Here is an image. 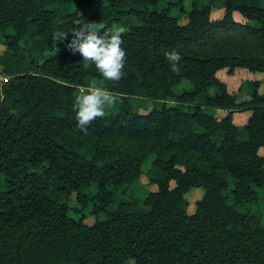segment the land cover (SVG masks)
Instances as JSON below:
<instances>
[{"label": "trees", "instance_id": "trees-1", "mask_svg": "<svg viewBox=\"0 0 264 264\" xmlns=\"http://www.w3.org/2000/svg\"><path fill=\"white\" fill-rule=\"evenodd\" d=\"M64 1L0 0V264H264V96L253 80L238 103L243 82H226L264 73L259 0H223L216 19L214 0L175 14L183 0L159 11L157 0H74L63 14ZM85 22L126 27L118 82L57 42ZM92 80L118 99L85 132L74 104ZM137 99L161 104L139 112ZM151 155L163 175L139 198L127 189ZM193 188L203 193L189 212Z\"/></svg>", "mask_w": 264, "mask_h": 264}, {"label": "clouds", "instance_id": "clouds-1", "mask_svg": "<svg viewBox=\"0 0 264 264\" xmlns=\"http://www.w3.org/2000/svg\"><path fill=\"white\" fill-rule=\"evenodd\" d=\"M126 31V27L120 25L104 28L96 23L85 22L70 32H57L56 38L57 42L67 40L66 49L73 54L78 52L83 57L84 68L94 64L105 80L118 82L124 75L126 52L121 45ZM69 33L72 34L70 40ZM165 56L171 65V71L179 74L181 54L177 50H171L165 52ZM117 99L108 90L98 86L95 80L87 88L81 87L74 104L77 127L86 132L93 121L105 116V110L111 108Z\"/></svg>", "mask_w": 264, "mask_h": 264}, {"label": "rangeland", "instance_id": "rangeland-1", "mask_svg": "<svg viewBox=\"0 0 264 264\" xmlns=\"http://www.w3.org/2000/svg\"><path fill=\"white\" fill-rule=\"evenodd\" d=\"M177 1L178 0H157L155 3L149 4L148 8L150 10H153V11H159V10L162 9V7H165L167 4H169V2L170 3H177ZM193 1H196L197 4H200V3H202L203 1H206V0H193ZM258 3H259L260 6L264 7V0H259ZM191 4H192V0H183L182 3L173 4L174 9H173L172 14H175L176 9L179 11V7L180 6L183 7L184 9H186V10L190 9ZM222 4H223V0H214V6L212 7V11H211V15H210L211 19H216V18L222 17L223 11H224V9L222 7ZM74 6H75L74 5V0H65L64 3L61 5V12H63V14L70 13V12H72L74 10ZM183 19H184V17H182L181 20H183ZM233 19L235 21H238V22H244L245 21L241 17V15L238 12H236V11L233 12ZM249 24L252 25V26H255V23L253 21H249ZM3 49H4V46L2 44H0V53L3 51ZM222 77L224 78L225 75L222 76ZM226 79H227L226 82L228 84V87L232 91L237 90L239 85H240V83L243 82V87H242L241 91L235 93L237 102L239 103V102L246 101V100L250 99V96H248L247 94H244L245 92H248V94H249L251 92V90H252V85L250 84V81L259 80L260 82L264 83V73H259V72L253 73V72H249V71H247L245 69H237L236 70V74L234 76L228 77ZM3 81H4V77L0 73V85H1V83ZM188 86H189L188 82H183L179 86V88H181V87H185L186 88ZM212 91L213 90H211V92ZM211 92H208V93L210 94ZM260 93H264V88L261 89ZM112 94L115 95L114 93H112ZM203 98H204V94L198 95L196 101H201ZM139 100L138 99L135 100V106L138 107V111L139 112H144L145 111L144 108L150 109L153 106L159 107L160 104H161L160 102H153V100H151V99H144L143 102H141V104H140ZM166 104L167 105H171L173 103L167 101ZM208 112L214 113L213 110H209ZM219 113L220 112H218V114H217L218 116L220 115ZM243 121H244V114L243 113H239L236 116L235 122H236L237 125H241L243 123ZM242 132H244L243 129H240L239 132H238L239 138H241V139L244 138ZM260 154L263 155L264 152H260ZM153 157L154 156L151 155V156L147 157L144 160V162L142 164L143 174H141L139 179L135 180L129 186V189H127L128 193H132V194L136 195L139 198H143L146 195L147 192L156 190V185L155 184L147 183L148 177L151 176V177L160 178L163 175V172L159 168H157L156 166H154L152 164ZM94 191H95V189H87L86 193L90 195V194H93ZM202 193H203L202 189L193 188V189H191L190 191H188L185 194V197L188 199V201L190 203V206H189V209H188L189 212H193V210H194V202L201 197ZM71 203H73V201H71ZM259 210L261 211L262 218H263V221H264V198L263 197L261 198L260 203H259ZM98 217L99 218L103 217V213L99 214ZM93 221H94L93 216H89L87 218V220H86V222H88V223H92ZM124 264H135L134 263V259L133 258H129V259H127L125 261Z\"/></svg>", "mask_w": 264, "mask_h": 264}, {"label": "crops", "instance_id": "crops-1", "mask_svg": "<svg viewBox=\"0 0 264 264\" xmlns=\"http://www.w3.org/2000/svg\"><path fill=\"white\" fill-rule=\"evenodd\" d=\"M263 88H264V83H263V82H260L259 87H258V92H259V91L261 92V89H263ZM260 92H259V94H261V95L264 96V93H260ZM244 94H247V95L249 96L250 93L248 94V92H245ZM244 94H243V95H244ZM235 101L237 102L236 96H235ZM218 112H220V113H219V114H220L219 116H222V115L225 114L224 111H223V112H222V111H218ZM236 116H237V115H234V122H235V120H236ZM245 120H246V116L244 115V121H245ZM244 121H243V122H244ZM259 152H264V148H261V149L259 150Z\"/></svg>", "mask_w": 264, "mask_h": 264}, {"label": "built area", "instance_id": "built-area-1", "mask_svg": "<svg viewBox=\"0 0 264 264\" xmlns=\"http://www.w3.org/2000/svg\"><path fill=\"white\" fill-rule=\"evenodd\" d=\"M5 79V78H4Z\"/></svg>", "mask_w": 264, "mask_h": 264}]
</instances>
